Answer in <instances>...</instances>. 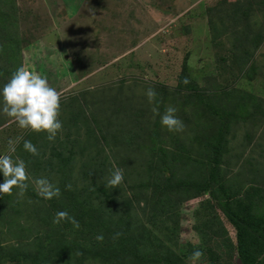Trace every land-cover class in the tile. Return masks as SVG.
I'll use <instances>...</instances> for the list:
<instances>
[{"label":"trees","instance_id":"obj_1","mask_svg":"<svg viewBox=\"0 0 264 264\" xmlns=\"http://www.w3.org/2000/svg\"><path fill=\"white\" fill-rule=\"evenodd\" d=\"M249 1L248 5L239 4L227 14L221 13L227 15L219 18L221 26L224 27L223 18L237 23L240 15V18L249 20L253 12L250 7L253 1ZM261 3L264 5V0ZM17 20L16 1L0 0V92L21 65L22 38L18 34ZM211 26L215 38L220 36L218 28L214 24ZM251 33L253 36L249 39ZM263 35L251 29L248 31L246 27L243 29V43L236 44L237 51L232 54L230 64L237 72L233 84L255 78L258 67L250 63V57L254 48L263 41ZM247 41L253 50L245 48ZM184 73L185 70L172 91L167 92L164 85L151 87L157 93L155 106L162 109L161 104L166 101L178 109L177 116L186 126L183 132L167 130V135L162 136L157 121L154 131L146 127L148 132H145L138 123L140 113L132 111L130 99H115L111 117L119 118L122 114L120 120H125L126 129L121 137L116 132L109 133V136L119 151L133 150L122 158L121 164L118 163L124 172V180L118 188L105 187L108 179L103 177V168L107 157L101 158L103 146L101 152L98 150L96 156L90 155L88 162L79 168L81 177L90 179L89 183L77 188L71 180L76 170L75 155L83 158L87 145L92 143V147H97L106 139L102 122L108 121L110 116L99 121L98 116L89 111L96 102H83L88 92L60 101L63 109L60 107L59 120L68 125H62V136L57 133L55 140L49 141L46 132L24 134L12 158L23 160L26 168L37 176L41 171L48 179L54 174L59 175L62 179L59 185L62 186L61 195L44 201L47 205L41 211L45 215L39 222L35 218L39 211L38 203L20 201L18 188L14 187L11 195L0 194V264H94L99 261V264H188L186 261L196 250L204 253L198 260L201 264H238L237 258L240 264H264V177L260 176L261 161L244 160L243 151L231 154L232 140L236 138L241 122H249L248 128L264 125V105L249 93L232 99V93L226 92L228 84L221 90L213 86L208 93L205 90L201 92L197 85L183 83L187 78ZM158 96L162 99L158 100ZM188 105L192 110L189 114L184 111ZM0 107L2 110V95ZM3 118L9 117L4 114ZM71 128L77 130V136ZM97 131L99 134L95 135L93 132ZM183 133L185 136L181 137ZM243 135V139L248 141L244 145L246 148L253 134L246 130ZM85 137L92 138L91 142L84 141ZM26 140L37 148L39 155L33 156L28 151L24 155L19 153ZM134 152L139 158L132 157ZM233 158L235 166L241 163L245 167L244 171L250 176L247 181L228 177ZM127 162L135 163V166L139 163L138 169L135 166L133 171L127 169ZM236 174L244 176L241 170ZM67 185H71L70 190ZM126 190L130 192L126 193ZM25 193L34 200L43 201L29 185ZM207 194L208 199L205 198ZM141 200L144 201L143 210L147 209L142 215L146 223L140 221L133 208L134 202L139 205ZM189 200H200V210L193 212L196 245L189 242L181 244L179 238L181 206ZM32 206L35 207L31 211L29 208ZM58 211L68 212L80 227L76 229L68 221L53 223ZM24 212L26 216L22 224L20 217ZM156 227H160L166 242L174 241L178 247L176 252L157 238ZM100 234L105 237L103 242L95 239ZM21 241L24 243L18 245ZM31 242L40 245L37 254L27 250Z\"/></svg>","mask_w":264,"mask_h":264},{"label":"rangeland","instance_id":"obj_2","mask_svg":"<svg viewBox=\"0 0 264 264\" xmlns=\"http://www.w3.org/2000/svg\"><path fill=\"white\" fill-rule=\"evenodd\" d=\"M15 1L18 10V34L22 38L20 67L23 66L26 70L45 77L49 85L61 93V101L81 92H88L89 95L83 102L87 104L90 103L88 100L96 102L90 106L89 111L97 115L99 121H105L110 116L108 121L102 122L105 125L102 130L106 139L100 141L97 147H92V143L87 145V152L83 158L79 154L75 155L77 171H74L71 180L77 188L86 185L90 180L81 177L82 173L79 168L88 162L90 155L96 156L98 150L101 152L102 146L101 158L107 157L103 168L104 179H109L115 168H120L118 163H122V158L131 154L129 151H133L131 148H128V152L126 150L119 151L118 145L112 143L109 136V133L116 132L121 137V133L126 129L125 120H120L122 114L119 118L111 117L115 99L129 98L133 103L132 111L138 110L140 113L139 117L141 116V118L138 117L139 120H137L145 128V132L147 131L146 127L154 131L157 121L162 136L167 135V128L162 126L161 116L170 104L166 101L163 102L162 109L158 106L161 109L160 115H154L152 108L156 107L157 96L155 101L150 103L146 92L155 85H164L167 92L172 91L177 87L179 76L183 70H185L184 74L188 80L197 85L201 92L205 90L208 93L213 90V86H217L221 90L228 84L226 92L232 93V99L249 93L259 100L261 105H264V35L263 41L258 47L254 48L249 41L245 45V48L255 49L252 52V58L250 57V63H254L258 67L254 79L249 82L241 80L233 84L237 72L234 67H230L232 54L237 51L236 44L243 43L241 33L245 27L248 31L251 29L264 34V5L261 3L263 0H252L250 7L253 8V12L249 20L240 18V15L237 17V23L234 20L231 22L223 18L224 27L221 26L219 18L227 17V15L221 13L227 14V11L234 10L239 7V4L246 3L248 5L249 0ZM211 24L218 28L220 36L215 38V31ZM252 36L251 33L249 39ZM161 99V96H158V100ZM141 101L147 103L149 107H146ZM105 102L107 104L103 107ZM60 107L63 109V105ZM184 109L188 114L192 111L189 105ZM3 115L4 113L0 109V156L9 154V140L15 141L18 137H24L26 132L31 131L21 129L12 118L4 119ZM61 123L68 127L65 121ZM80 125L83 126V123ZM249 125V122L240 123L236 132L237 136L232 140L233 151L231 154L243 151L244 160L248 158L255 163L256 160L261 161L259 164L260 176L264 177V125L248 128ZM71 129L76 132L75 136H77V130ZM246 130L251 131L253 135L245 148L244 145H247L248 141L243 139V133ZM93 133L99 134L98 131ZM58 134L63 135L61 131ZM82 134H84V129ZM183 136H185L184 133L181 134V137ZM83 140L91 142L92 138L85 137ZM25 152L26 150L23 148L19 153ZM11 155L13 157L15 152ZM135 156L139 158V155L134 152L132 157ZM231 161L233 165L228 177L232 176L236 180L247 181L250 176L244 171L245 167H242L241 163L235 166L234 158ZM134 166L135 163H126V168L131 171ZM138 166L139 163L135 168L138 169ZM26 170L32 177V181L41 177L46 178L42 171L37 176L33 171L27 168ZM239 170L244 173V176L236 174ZM95 179L97 180L98 177ZM48 180L55 185L58 184L61 190L62 186L59 185H61L60 180L62 179L59 175L54 174ZM32 181L27 183L37 194ZM3 182L4 176L0 172V184ZM128 191L130 192V190H126V193ZM18 195L22 202L38 203L39 211L35 218L40 222L45 215L41 208L46 207L47 202H44L46 199L39 196L43 198V201L39 202L26 193L21 196L17 191ZM205 196L208 199V194ZM199 201L189 200L181 206L179 219L181 244L189 242L196 245L198 243L193 230V212L200 210ZM203 201L205 202V199ZM143 205V200L139 205L134 202L133 208L137 216L140 217V221L146 223L145 217L142 215L147 209L143 210ZM34 207H30L29 210ZM25 216L26 213H22L20 223L24 224ZM155 232L157 238L166 246L168 244L172 251H177L178 247L175 246L174 241L166 242V236L160 227H156ZM21 243L24 241L19 244L13 242L14 245H21ZM28 245L27 250L33 254H37L40 250L38 248H41L39 244L33 242ZM99 262L94 264H99ZM186 262L194 264L190 259ZM7 264H17V262ZM86 264L92 263L86 262ZM195 264L201 263L195 261Z\"/></svg>","mask_w":264,"mask_h":264},{"label":"clouds","instance_id":"obj_3","mask_svg":"<svg viewBox=\"0 0 264 264\" xmlns=\"http://www.w3.org/2000/svg\"><path fill=\"white\" fill-rule=\"evenodd\" d=\"M183 83L187 85L190 81L185 78ZM0 95L3 97V113L12 118L21 129H28L37 133L46 132L49 141H54L57 133L62 130V123L59 120L61 93L51 87L45 77L26 70L22 66L12 74ZM146 95L149 102L152 103L155 101L157 93L153 88H149ZM152 112L154 115H160L159 107H153ZM177 112L176 107L167 106L161 116V124L169 132L179 133L185 130L186 126L177 116ZM19 141H21L19 137L15 141L9 140V154L0 156V172L4 176V182L0 184V194L11 195L15 187L19 189V194L22 196L28 188L27 182L32 181V177L27 173L25 162L18 157L13 159L11 155L16 151L15 145ZM23 146L33 156L39 155L37 148L30 141H24ZM123 180V169L115 168L105 187L118 188ZM32 182L35 184L37 194L46 200L58 198L61 195L59 187L47 178L41 177ZM66 187L71 189V185ZM62 221L70 222L76 229L80 227L79 222L74 217L69 216L68 212L58 211L53 223L60 224ZM95 239L98 242H103L104 237L100 234ZM203 255L202 251L196 250L189 259L195 264V261L200 260Z\"/></svg>","mask_w":264,"mask_h":264},{"label":"water","instance_id":"obj_4","mask_svg":"<svg viewBox=\"0 0 264 264\" xmlns=\"http://www.w3.org/2000/svg\"><path fill=\"white\" fill-rule=\"evenodd\" d=\"M237 263L240 264V260L239 259L237 260Z\"/></svg>","mask_w":264,"mask_h":264}]
</instances>
